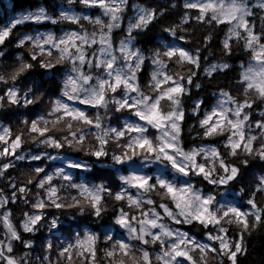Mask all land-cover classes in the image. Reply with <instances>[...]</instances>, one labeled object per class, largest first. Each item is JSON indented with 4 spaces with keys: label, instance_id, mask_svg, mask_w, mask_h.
Listing matches in <instances>:
<instances>
[{
    "label": "clouds",
    "instance_id": "obj_1",
    "mask_svg": "<svg viewBox=\"0 0 264 264\" xmlns=\"http://www.w3.org/2000/svg\"><path fill=\"white\" fill-rule=\"evenodd\" d=\"M93 248L264 264V0H0V264Z\"/></svg>",
    "mask_w": 264,
    "mask_h": 264
},
{
    "label": "snow or ice",
    "instance_id": "obj_2",
    "mask_svg": "<svg viewBox=\"0 0 264 264\" xmlns=\"http://www.w3.org/2000/svg\"><path fill=\"white\" fill-rule=\"evenodd\" d=\"M146 143H147V141L141 143L139 146L141 148H143ZM96 155L97 156H101V155H103V153L98 152V153H96ZM201 171H203V169H201ZM142 183H146V181L145 182H142ZM169 191H172V189H169ZM117 198L119 199L120 197H117ZM57 207H60V205H57ZM233 211H235V210H233ZM201 215H203V214H201ZM236 215L239 216L240 215V212H236ZM121 222L123 223L125 221H121ZM244 223H245V225H247V221L246 220L244 221ZM121 246L123 247V245H121ZM222 247H226V246H222ZM173 251L175 252V257L176 258H182V259H184L185 264H190V262L192 261V257L189 255V253H187L185 251H181V250H176V249H173ZM95 255H96V252H95V249L93 248L90 251L89 257L86 258L87 261H88V264H92V262L94 261ZM108 255L111 257L113 254L111 252H109ZM68 259L71 260V256H69ZM231 259L232 260H235L236 259L235 253H233V255L231 256Z\"/></svg>",
    "mask_w": 264,
    "mask_h": 264
},
{
    "label": "trees",
    "instance_id": "obj_3",
    "mask_svg": "<svg viewBox=\"0 0 264 264\" xmlns=\"http://www.w3.org/2000/svg\"><path fill=\"white\" fill-rule=\"evenodd\" d=\"M95 177L99 178L101 176H108V177H111V173L110 172H107L105 170H97L94 174H93Z\"/></svg>",
    "mask_w": 264,
    "mask_h": 264
}]
</instances>
